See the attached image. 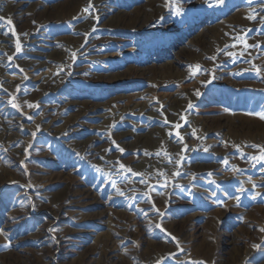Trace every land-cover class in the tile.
<instances>
[{"label": "rangeland", "instance_id": "rangeland-1", "mask_svg": "<svg viewBox=\"0 0 264 264\" xmlns=\"http://www.w3.org/2000/svg\"><path fill=\"white\" fill-rule=\"evenodd\" d=\"M0 17V264H264V0Z\"/></svg>", "mask_w": 264, "mask_h": 264}, {"label": "snow or ice", "instance_id": "snow-or-ice-1", "mask_svg": "<svg viewBox=\"0 0 264 264\" xmlns=\"http://www.w3.org/2000/svg\"><path fill=\"white\" fill-rule=\"evenodd\" d=\"M172 2H173V0H169V3H172ZM216 2H218V3H223V0H216ZM166 6H167V5H166ZM90 7H91V4H89V6L86 7V8L84 9V11L87 12L88 9H89ZM177 11H178V12H179V11H182V9H179V8H178ZM249 18H250V19H254L255 17H254V16H250ZM2 19H3V18L0 17V20H2ZM96 19H98V17H97ZM7 23H8L9 25H11V24H12V21L9 19V20L7 21ZM237 39H240V37L238 36ZM243 43H244V45H245V49L248 48V47H255V46H256V45H248V44H247V40H246V38L243 40ZM235 46H236V45L233 44V47H235ZM16 51H17V52L21 51V44H20V42H19V37H17ZM73 55H75V54H73ZM227 55H229V56H235L236 53H235V52H228ZM240 55L243 56V55H244V52L241 51V52H240ZM214 58H215V57H213V59H214ZM9 59H11V57H9ZM199 70H200V65H195V67H194V73H195L196 71H199ZM255 70H256L258 73L261 71L259 68H256ZM196 94L199 95L200 93L197 92ZM14 106H17V107H18L19 105H14ZM29 107H33V105L29 104ZM189 107H192V105L189 104ZM261 118L264 119V114L261 115ZM165 122H167V121H165ZM181 127H182V125H180V124H176V125H175V128H177V129H179V128H181ZM175 134H176L177 137H180V133H179L178 131H177ZM170 135H171V133H170ZM180 139L182 140V137H180ZM236 147H239V146L237 145ZM253 147H256V148L260 149V153H259V155H254V156H252V159H253V160H258V161H259V160H264V146H261V145H253ZM120 151H123V149H120ZM205 151H207V149H205ZM123 167H125V166H124V165H121V168H123ZM129 171H130V169H129ZM257 195H259V193H257ZM50 231H51V229H50ZM261 231H264V228H262ZM173 239H175V238L173 237ZM254 247H255V245H254ZM158 264H159V262H158ZM194 264H196V262H194Z\"/></svg>", "mask_w": 264, "mask_h": 264}]
</instances>
